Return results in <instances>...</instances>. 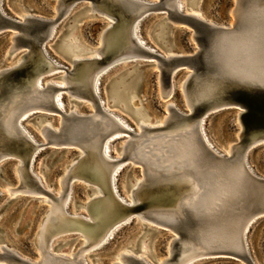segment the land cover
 <instances>
[{"label": "water", "instance_id": "water-1", "mask_svg": "<svg viewBox=\"0 0 264 264\" xmlns=\"http://www.w3.org/2000/svg\"><path fill=\"white\" fill-rule=\"evenodd\" d=\"M90 1L95 5L96 11L88 13L83 8L70 16L69 14L73 8L85 1L58 0L57 15L55 18H50L33 15L29 11H27L29 14L20 16L15 12L7 11L4 7L5 0H0V34L7 33L8 40L12 45L11 48L9 47L7 55L8 57L12 53H16V56L19 54L26 55V61L20 66L12 68H4L3 66L0 68V80L5 85L3 92L0 93V154L15 152L27 155L33 149V143L27 139V136L16 123L23 112L35 107H41L43 112L59 110L52 97L54 93L62 90V88L56 85H48L46 91L49 92L51 98L45 96L47 98L44 99L42 96H36L35 94L44 91L36 86L35 79L47 69L50 63L45 51L48 52L47 46L56 35L61 23L66 18L72 19L71 25L59 34L55 44L57 51L68 60L70 55L68 49L74 42L65 39L67 32L70 30L73 33L76 21L87 17L101 18L105 20L106 25L107 19L101 13L105 10L108 16L114 18L115 29L108 30L104 34L106 37L102 53L104 60H109L119 50L123 49L131 50L141 56H154L159 63V70L156 71L157 74L159 73L162 100L169 95L172 96L175 89L176 74L181 70H191L192 73L184 85V92L190 98L192 114L187 115L172 108L173 119L181 122L184 118L198 119L201 114L211 108L212 104L216 103L215 108L217 109L211 111L208 116L223 108H235L237 112L240 111L239 122L243 131L240 142L232 146V155L223 156L213 150L200 136L197 129H194L192 145H195L197 156L196 159L191 161L193 167L186 170L193 179L201 183L202 193L199 200L197 199L193 204L200 209L198 212H192L183 203H180L177 205L181 206L179 215L175 216V222H170L168 217L173 215L177 206L175 208H164L158 204L170 197L175 199L176 195H181L184 185L179 182L174 183L172 180L151 179L149 185L147 184L142 189V192L150 194V196L146 200L135 203L134 206H129L119 199L116 200L115 193L110 187L107 188L106 184L108 195L117 202L124 212L146 210L148 213L154 214L157 223L161 226L172 229L179 236L177 240L173 241L172 254L174 257L179 255L184 243H196L211 247L210 250L206 251L209 256H231L243 260L246 264H255L248 252L242 251L241 233L246 225H249L250 229L253 223L264 217V177L256 172L257 175L249 173L244 168L243 159L251 144L264 140V91L232 88L227 85L237 77L257 73L264 68V53H262V44L257 32L260 22L250 14L252 6H258L261 0H234L231 9L232 26L229 23L211 22L212 25H224L226 27L214 29L210 33L206 31L210 27L206 23L209 21L190 12L186 7L180 9L177 5L178 0H158L155 2L154 0ZM69 11L70 13L66 16L65 14ZM152 12H156L159 17L164 16L162 18L163 27H159L157 32L151 33L150 37L152 39L147 36L153 44H150L149 40L140 34L146 40V43L156 46H154L155 53L138 44L134 40V36L129 38V31L131 32L135 21L144 15L139 22L140 27L144 20L153 16L154 13ZM65 24H68V21ZM105 25L103 28H105ZM55 27L56 31L52 33ZM179 28H187L192 33L194 46L191 50L186 51V54H180L179 49L172 43V34ZM73 35L74 39H77V43L79 41L82 43L75 33ZM217 38H220V43L212 53L213 60L210 62L208 50ZM164 52L173 55L163 56ZM189 53H193L196 58L194 59ZM95 61L100 62V60ZM130 63L133 65L132 68L127 72H123L121 79L118 78L120 75L114 77L110 82V86L118 93L119 97L128 99L129 94L133 93L135 96L134 101L142 103V99L137 95V90L141 85L142 69L151 66L152 61L132 59L128 62V64ZM92 64L94 63L91 62L90 65L92 66ZM66 67L68 66L62 67V69L68 72ZM218 73L225 75V86L213 90L212 81ZM80 92L86 97L97 99L88 86L81 89ZM193 97L198 99L199 103L194 104L192 102ZM62 99L64 101L65 94L62 95ZM130 103V105H133L132 101ZM96 106L97 111L100 110L98 104ZM11 107L16 110L14 117H9L10 114H7L8 109ZM241 108H243V111H241ZM143 113L147 112L143 110ZM43 115L48 118L49 113L34 111L28 117L33 118L35 116L34 119H36V117H42ZM65 117L67 123L61 128L60 132L47 129L48 141L40 145L42 148L39 153L43 150H49L51 155L65 157L73 152L72 150H75V155L78 148L89 149L90 146H97V144L102 148L106 135L97 132L99 131V125L91 122L89 116L71 113L65 115ZM160 128L155 127L149 130L158 131ZM129 158H132L130 151L126 152L123 160ZM8 159L13 158L8 157L1 162ZM87 162L89 161L87 160ZM135 162L138 161L135 160ZM113 163L114 161L110 162V164ZM129 165L130 163L126 164L123 170ZM72 176L70 175L67 183L71 181ZM26 177L27 184L31 188L42 193L48 192L29 173ZM129 182H133V174L130 171L127 175V183ZM2 194L0 190V196ZM38 199L40 197H35L31 202H38ZM134 220L136 218L132 217L130 222L122 223L123 227L134 223ZM145 227L146 231H149L148 240L150 236L159 233L160 230L169 232L158 227L153 229ZM36 231L34 235L35 247L42 250L44 259L49 262L48 264H66L63 260H60L59 256L48 252L50 235L46 234L44 241L38 243L36 242V235L39 234V230L37 233ZM71 236H73V241L78 240L77 234ZM0 243L6 245L3 246V253H0L1 259L19 264H32L17 252L18 250L9 240L1 235ZM61 244L63 243H58L54 250ZM150 252L151 258L154 257L151 249ZM75 264H82V262L78 260ZM126 264L146 263L133 255H127Z\"/></svg>", "mask_w": 264, "mask_h": 264}, {"label": "bare ground", "instance_id": "bare-ground-1", "mask_svg": "<svg viewBox=\"0 0 264 264\" xmlns=\"http://www.w3.org/2000/svg\"><path fill=\"white\" fill-rule=\"evenodd\" d=\"M87 4H83V6L80 7V9L84 8V11H87L88 13H93L96 11L95 5L90 0H83ZM142 1V0H141ZM145 1V0H143ZM153 1V0H151ZM150 1V2H151ZM158 1V0H154ZM186 5L181 2V0L177 1L178 7L181 9L182 7H186L190 10V12L194 14H198V16H201V18H204L207 21H210L212 23H217L216 21L212 20L211 18H208L204 15H202L198 10L200 9L197 6V0H185ZM58 2V0H57ZM58 4V3H57ZM56 4V6H57ZM55 6V11H56ZM79 9V10H80ZM77 12V11H76ZM107 11H101L103 16L107 19V23L105 25V28H103L100 36V44L98 47H95L92 51L89 52L91 48H79L76 44V39H74V35L72 31L70 30L67 32L65 39H70L75 44H72V46H69V63L71 60V68L66 67L68 72L66 70L62 69V67L65 68L64 65H62L60 62L52 58L47 51H45V55L49 58L50 63L47 66V69L44 70L41 74H39L35 79V84L38 88L44 90L43 92H36V96H42L44 99L51 98L48 91H46V88L48 85H56L58 87H61L62 90L57 91L54 93L52 99L54 102H56L57 107L59 108L58 111L48 110L44 113H49L48 118L44 117H34L32 120H36L39 131L42 134L43 138L45 139V142H38L39 139L34 136L28 129L23 126L24 123L27 122L30 118L28 117L32 112V110L42 111L41 107H35L30 108L27 111L22 113V116L16 121L17 125L21 128L22 132L27 136V139L33 143V149H31V152L27 155L15 153V152H6L0 154V162L8 157H12L17 161L19 160L16 165V174L18 177V184L16 186H9L6 187L7 192L9 193V196H16L18 194H26L31 197V200L35 199V197L43 196L40 199V202L45 203L49 206L47 211L45 212L44 216L39 221V225L37 227V231L39 230V234L37 236L38 243L43 242L44 236L46 234L50 235V240L48 244V252L51 254H54L56 256H59L66 264H75L76 261L81 260L82 264H88V260L86 257V253H92L95 252L97 249L102 248L105 246L110 239L114 237L116 234V231L123 227L122 223L130 222L132 217L138 218L139 221L142 222V225L144 226V232L142 233L146 234L145 237L148 238L149 231H146V227L148 228H162L166 229L170 232L169 236V244H168V251L165 254V257L161 259H157L152 257L154 259V262L156 264H194L195 262L208 257L209 255L206 253V251L210 250L211 247L207 246L206 244H203L202 246L199 244H189L184 243L183 249L179 253L177 257H174L172 254V247H173V241L178 239V235L170 228H166L164 226H161L159 223H157L156 218L154 214L148 213L146 210L141 212H131L128 213L124 212V210H121V207L117 204V202L108 195L107 188H111L113 192L115 193L116 200L119 199L121 202L129 205L134 206L135 203H139L143 200H146L150 194H147L145 192H142V189L146 187V185L150 183L151 179H161V180H172L174 183L179 182L181 185H184V189L182 190L181 195H176L175 199L168 198L166 201L159 202L158 205L163 206L164 208H175L180 203L189 202L191 204H194L195 201L198 199L201 195V187L200 182L196 181L191 177V175L188 173V163L186 160V157L188 156L189 151V144H192L193 140V132L196 128L200 136L205 140V142L216 152L223 156H231L233 152V144H238L241 140L242 135V129L239 122V114L240 111H238L236 114L238 116L237 123L240 126V130L238 131V141L235 143H232L227 148V154H223V151L219 150V148H216L214 144L210 142L209 137L207 136V133L205 131V122L206 118L208 117V114L216 110L215 104H212L211 108L201 114L198 119H192V118H184L181 121L173 119L172 115V108L175 110L177 109L172 102H169L166 104V110L167 114L160 119H157L155 116H151L148 113H143L142 106L140 107V101H134L135 96L133 93L129 94V100L124 99L122 97H119L118 93L115 92L111 86L110 82L114 77L122 78L123 72H127L130 68H132L133 65L128 66L124 68L121 72H119L117 75L113 76L108 83L105 86L106 91V98L107 93L108 95V106H121L122 110H125L128 112L132 118L136 120L138 123L139 131L137 129L135 130L122 116L116 114L114 111L109 110L107 106L105 107V102L103 98L100 96V85L102 83V77L109 71H111L116 66H119L124 63V61L128 60L129 62L132 59H139V60H151L152 64L151 67L155 68L156 70H159V63L155 59L154 56H141L139 54L134 53L131 50L123 49L119 50L114 56H112L109 60L103 59V49L105 46V32L108 30H114L115 25L114 18L108 16L106 13ZM20 16H25L29 14V12L24 11L21 12H15ZM70 13L67 12L65 15L67 16ZM154 15H157L156 12H152ZM232 13V11H231ZM75 14V13H74ZM54 15V14H53ZM57 15V11H56ZM55 15V16H56ZM55 16H51L50 18H55ZM152 16V17H153ZM144 15L140 16L137 21H135V25L132 27L131 32L129 31V38L130 36L135 37V41L138 42L141 46L147 48L150 50V52L155 53V47L152 45H149L146 43V40L141 37L140 34V27L139 22L143 19ZM164 17V16H163ZM161 17L158 21L155 22L153 28L149 31V35H147L149 38H151L152 32H157V29L160 27H163V20ZM233 18L230 21V26H232ZM142 24V23H141ZM138 25V26H137ZM56 31V27L54 28L53 32ZM192 35V34H191ZM64 39V40H65ZM152 39V38H151ZM158 45V44H157ZM11 44L9 47L11 48ZM9 51V49H8ZM7 51V53H8ZM180 54H186L185 52H182L179 49ZM92 53V55L86 56L87 54ZM171 53L164 52L163 56H168ZM16 53H12L9 55L8 58H13ZM173 55V54H171ZM148 57V58H147ZM101 59H103L101 61ZM95 60H100V62H97ZM26 61V55L25 54H19V60H17L15 63L11 64L9 67L6 68H12L22 65ZM93 62L92 66L90 63ZM141 65V64H139ZM91 66V67H90ZM62 72L60 76V82H53L51 79L47 80L45 84H42L43 76L44 78L48 77L47 74L51 73H57ZM192 71H187V74H185L184 78L181 80V89L184 94L185 102L187 107L189 108V113H185L183 111H180L184 114L191 115L192 114V107L190 106V98L187 97V95L184 92V85L188 77L191 75ZM60 75V74H59ZM159 75V73H158ZM159 81V76H158ZM175 82V81H174ZM160 85V83H159ZM90 87L93 94L97 97V99H93L90 97H86L84 94L80 92L81 89H84L86 87ZM176 86V85H174ZM67 93L69 98H71V101L83 100L88 101L91 103L94 108L93 112H87V113H79L76 110H72L67 112L65 109V104L62 99V95ZM48 94V95H45ZM47 96V97H45ZM160 96H162L161 87H160ZM170 96V95H169ZM169 96L164 99L166 102ZM171 98V97H170ZM130 101H132L133 105H130ZM98 104L100 110L97 111ZM177 106V105H176ZM8 113L10 114L9 117H14L16 115V110H14L12 107L8 109ZM18 111V110H17ZM31 112V113H29ZM79 114V115H87L90 118L91 122H95L96 125H99V131H97L99 134L103 133L106 135V138L104 140V144L101 147L97 144L94 146H90L89 149L84 148H78L80 153H76L74 156H72L70 159L71 161L64 166V173L60 177L59 181V189L55 192V189H48L49 186H45L43 183L42 178L39 174H37L34 171V163L36 156L38 155L39 151L41 150L42 144L47 143V129H51L55 132H60L61 128L67 123L65 115L69 114ZM50 114H60L61 118L59 126H54L52 124L45 125L42 124L44 121H48L50 117H53V115ZM25 120L24 122H22ZM237 120V117H236ZM155 127H161L158 131H151L150 128ZM95 139V137H94ZM92 139V140H94ZM122 140L121 145L117 147V151L119 152V156H112L111 154V143L115 140ZM264 140H260L259 142L256 141L253 144H251L248 150L251 146H255L256 144L263 142ZM119 144V143H118ZM116 150V148H115ZM130 151V155L132 158L123 160V157L126 155V152ZM249 156V155H248ZM87 160L89 162H87ZM121 160V161H119ZM137 160L138 162H135ZM111 161H114L113 164H110ZM118 161V162H117ZM244 161V168L247 169V171L253 175H255V171L252 170L249 166V157L247 161V154L243 159ZM249 162V164H248ZM109 163V164H108ZM132 164L133 166H137L139 168V174H135L131 172L132 170H129L133 174V182L127 183V180L125 182V188L127 192L129 193V197L131 200L128 201L125 199L122 194L119 191L118 186V175L123 170V167H125L126 164ZM251 165V164H250ZM187 169V170H186ZM35 178L38 183L41 185V187L48 191L47 193H42L40 191H36L33 188L30 187V185L27 184V175L28 173ZM109 173V174H108ZM70 175H73L71 177V181L67 183V181L70 178ZM257 175V174H256ZM264 177V175H260ZM76 181H81L85 184L87 187V191L89 193V198L86 199L83 202H79L80 206L84 207L86 214L81 213H71L69 212V203L72 198L71 195V189L72 185ZM107 184V188H106ZM52 188V187H51ZM94 193H97L98 195L94 196ZM172 199V200H170ZM79 206V204H78ZM150 214V215H149ZM249 229V225H246L241 233V240H242V251L248 252V241H247V230ZM146 231V232H145ZM67 234H77L78 238L79 236L83 238V243L75 248L74 250L71 249L68 251V253H52V244L57 241L58 238L67 235ZM246 237V238H245ZM73 242L72 238L70 240L65 241H59L58 243H63L59 245L56 249L57 250H63L68 245V242ZM145 241V240H144ZM142 241L143 243L140 245V247L135 244H130V247L135 248H124L121 249V251L115 255L118 258L112 263V264H126V256L127 255H133L136 258H140L142 261H144L146 264H152L149 261V248L146 242ZM42 244V243H41ZM57 244L55 246H57ZM105 244V245H104ZM140 244V243H139ZM3 246H6L4 243H0V253H3ZM54 246V247H55ZM126 249L130 250L127 251ZM39 251V257L32 261L29 260L32 264H48L49 262L44 259V255L42 253V250L38 249ZM66 251V250H65ZM20 254V253H19ZM21 255V254H20ZM22 256V255H21ZM151 256V255H150ZM23 257V256H22ZM26 259V258H25ZM6 259H1L0 261ZM244 262V261H243ZM245 263V262H244ZM255 263V262H254ZM7 264H12V262H7ZM19 264V263H18ZM246 264V263H245ZM256 264V263H255Z\"/></svg>", "mask_w": 264, "mask_h": 264}, {"label": "rangeland", "instance_id": "rangeland-1", "mask_svg": "<svg viewBox=\"0 0 264 264\" xmlns=\"http://www.w3.org/2000/svg\"><path fill=\"white\" fill-rule=\"evenodd\" d=\"M197 6L200 8L198 12L202 15L211 18L218 23H230L231 21V9L234 0H197ZM184 5H186L185 0H181ZM57 0H5V9L10 12H21L29 11L33 15H39L44 17H51L56 15L55 6ZM83 4H77L69 14L72 16L76 11L80 9ZM187 9V8H186ZM161 17L154 15L151 18L146 19L141 24L140 33L149 40L150 44L153 42L147 37L149 31L153 28L156 21ZM68 21V24H65ZM72 19L66 18L59 26L56 35L49 42L47 50L49 55L60 62L62 65L71 68V60L69 61L56 49V41L59 34L71 25ZM105 25V20L96 17L82 18L76 21L74 32L77 37L82 41L76 42L79 48H91L92 51L95 47L100 44L101 30ZM71 32V31H70ZM191 31L187 28H179L175 30L172 34L173 45L180 49L182 52L189 51L193 48V40ZM77 41V39H76ZM74 44V43H73ZM10 42L8 40L7 33L0 34V68L4 66L9 67L11 64L19 60L18 56H13V58H8L7 51L9 49ZM86 46V47H85ZM155 46V45H153ZM156 47V46H155ZM92 55V53L87 54L84 57ZM128 60L124 61L123 64L116 66L113 70L109 71L107 75L102 77V83L100 85V96L105 102V107L109 110L114 111L116 114L122 116L135 130L139 131L138 123L132 116L122 110L121 106H108V93L106 98L105 86L108 81L124 68L131 66L132 63L128 64ZM147 64L146 62H144ZM154 67V66H153ZM151 66H146L142 69V80L140 81V87L137 90V95L142 99L140 107L145 110L149 115L155 116L157 119L163 118L167 114L166 104L172 102L173 105L185 113H189V108L186 105L184 94L181 89V80L187 74L186 70L179 71L175 78L174 85L175 89L172 96H169L167 101L162 100L160 96V85L158 81V74L155 68ZM58 74L51 73L50 76L47 74L42 84H45L47 80H52L53 82H60V76L62 72H57ZM60 74V75H59ZM44 78V76H43ZM171 97V98H170ZM65 109L67 112L76 110L79 113L93 112L94 108L88 101L78 100L71 101L68 94L65 93L64 99ZM177 105V106H176ZM37 111V110H32ZM42 112V111H41ZM31 113V112H29ZM44 113V112H43ZM237 110L235 108H223L222 110L213 112L210 114L205 122V131L210 139V142L223 151V154H227V148L230 144L238 141V131L240 126L237 123L238 116ZM48 121H44L42 124L49 125L52 124L54 128L59 126V121L61 118L60 114H50ZM237 117V120H236ZM49 123V124H48ZM28 131H30L34 136H36L39 141L45 142L42 134L39 131V126L36 120L30 118L24 123ZM123 140V139H122ZM122 140H115L111 143V154L112 156H119L117 147L121 145ZM121 141V142H120ZM119 143V144H118ZM116 148V150H115ZM70 154L65 157L58 155H51L49 150L41 151L35 159L34 171L40 175L45 186H49L48 189H55V192L59 189V179L64 173V166H66L70 161L71 157L74 156L75 150H72ZM79 151V150H78ZM250 151V152H249ZM80 153V151L78 152ZM249 153V156H248ZM247 153V161L249 157V166L255 170L259 175H264V142L257 145H253L249 148ZM13 159L4 160L0 163V190L2 195L0 196V235L5 239L9 240L13 246L18 250L23 258L29 260H36L39 257V251L35 247L34 235L37 230L36 227L39 225V221L44 216L45 212L49 206L45 203L40 202L41 197L38 196V202H31V197L26 194H18L16 196L10 197L6 190V187L16 186L19 182L16 172V165L18 163ZM252 169V170H253ZM129 170L135 174H139V168L130 164L118 175V186L119 191L122 196L130 201L129 193L125 188V182L127 180V175ZM52 187V188H51ZM72 198L69 203V212L71 213H81L86 214L84 207L80 206V203L89 198V193L87 187L81 181L73 183L71 189ZM98 195L94 193L93 197ZM80 202V203H79ZM79 204V206H78ZM144 226L142 222L136 218L134 223L125 225L116 231L114 237L102 248L97 249L95 252L86 253L88 264H112L118 257L121 249L124 248H135L130 247V244H135L136 246L146 242L149 248L154 254V258L161 259L165 257L168 251L169 236L170 232H165L160 230L159 233L150 236L148 240L146 234L142 233ZM248 231V232H247ZM247 241H248V254L251 259L256 264H264V217L258 219L253 225L247 230ZM144 232V231H143ZM73 236L71 234L64 235L57 239L52 244V253H68L71 249L79 247L83 243V238L79 236L76 241H69L65 249L54 250V246L59 241L70 240ZM246 238V237H245ZM140 243V244H139ZM66 250V251H65ZM127 251H130L126 249ZM54 251V252H53ZM151 253V252H150ZM149 253V257L150 256ZM156 256V257H155ZM152 264H156L153 258H149ZM0 264H7L5 260L0 261ZM12 264H18L17 262H12ZM194 264H245L243 260L238 258H233L231 256H208L203 258Z\"/></svg>", "mask_w": 264, "mask_h": 264}, {"label": "snow or ice", "instance_id": "snow-or-ice-1", "mask_svg": "<svg viewBox=\"0 0 264 264\" xmlns=\"http://www.w3.org/2000/svg\"><path fill=\"white\" fill-rule=\"evenodd\" d=\"M250 14L254 17H256L260 22V27L257 30L259 38L261 40L262 44V53H264V0H261L259 5H253L250 9ZM198 15V14H197ZM208 25H210L209 28L206 29L207 32H211L214 29H223L226 26L224 25H212L211 22H206ZM220 38H217L214 42L212 47L208 50V58L211 62L213 60L212 53L216 50V48L219 46ZM190 56H193L195 59V55L193 53H189ZM225 86V75L222 73H218L216 78L212 81V88L215 90L216 88H222ZM232 88H240V89H248L251 91H255L257 89L264 91V68H262L257 73H250L245 74L241 77H237L233 82H231L229 85H227ZM4 83L2 80H0V93L4 90ZM192 102L199 103V100L195 97L192 98ZM241 111H243V108H241ZM188 156L186 157L187 163L189 167H193L191 161L196 159L197 152L195 149V145L189 144L188 146ZM184 206H186L188 209H190L192 212H198L200 211L199 208H197L195 205L184 202ZM181 206H177L176 210L174 211L173 215H170L168 219L170 222H175V216L179 215Z\"/></svg>", "mask_w": 264, "mask_h": 264}]
</instances>
